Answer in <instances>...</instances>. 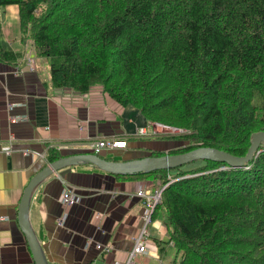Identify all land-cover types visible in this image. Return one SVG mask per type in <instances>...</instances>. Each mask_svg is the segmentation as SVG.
Here are the masks:
<instances>
[{
    "label": "trees",
    "instance_id": "trees-1",
    "mask_svg": "<svg viewBox=\"0 0 264 264\" xmlns=\"http://www.w3.org/2000/svg\"><path fill=\"white\" fill-rule=\"evenodd\" d=\"M7 5L18 7L20 40L48 58L53 87L101 86L146 122L182 129L154 135L170 154L203 146L243 156L264 131V0H0ZM17 59L0 39V62ZM61 156L49 147L46 162ZM113 176L164 187L151 217L162 210L169 239L156 244L175 248L171 264H264V148L244 168L196 160Z\"/></svg>",
    "mask_w": 264,
    "mask_h": 264
},
{
    "label": "crops",
    "instance_id": "crops-1",
    "mask_svg": "<svg viewBox=\"0 0 264 264\" xmlns=\"http://www.w3.org/2000/svg\"><path fill=\"white\" fill-rule=\"evenodd\" d=\"M0 39L3 49L18 57L15 65L0 62V143L14 142L10 155L0 152V264H35L19 225L18 206L30 178L48 163L49 147L62 156L77 154L93 140L117 136L129 139L127 153L137 156L171 145L153 142V128L161 124L146 122L137 109L118 104L101 86L86 93L53 87L48 58L37 56L30 39L20 40L17 5L0 8ZM144 126L149 137L136 135ZM23 149L43 157L24 155ZM67 188L78 197L71 206L61 203ZM158 188L156 181L120 179L84 164L64 167L43 180L32 193L29 219L48 263L125 264L144 230L146 249L134 256V264H164L166 247L172 245L165 244L161 253L156 244L169 239L163 212L145 223L147 206L136 195L140 190L152 195ZM97 243L111 250L104 254Z\"/></svg>",
    "mask_w": 264,
    "mask_h": 264
},
{
    "label": "water",
    "instance_id": "water-1",
    "mask_svg": "<svg viewBox=\"0 0 264 264\" xmlns=\"http://www.w3.org/2000/svg\"><path fill=\"white\" fill-rule=\"evenodd\" d=\"M264 148V131L251 134L250 145L243 156H234L222 150L210 147H196L181 153H165L160 156H143L121 161H111L102 158L101 154L92 153L90 149H84L82 153L64 155L48 162L28 181L23 190L19 206L18 221L28 242L32 258L35 264H49L42 244L40 243L29 219L30 199L34 189L46 178L67 166H80L88 164L110 175H133L136 173H149L160 169H172L196 160H210L222 162L230 168H244ZM107 153V152H106ZM120 154V152H114Z\"/></svg>",
    "mask_w": 264,
    "mask_h": 264
},
{
    "label": "built area",
    "instance_id": "built-area-1",
    "mask_svg": "<svg viewBox=\"0 0 264 264\" xmlns=\"http://www.w3.org/2000/svg\"><path fill=\"white\" fill-rule=\"evenodd\" d=\"M33 63V62H32ZM161 130L160 132L154 131L152 134L156 133H177V132H182V130L177 129V128H171L168 126L160 125ZM168 128V130L166 129ZM136 135L138 136H145L147 135V131L144 127L139 128V130L136 132ZM13 140L12 138L9 139V141L6 142H1L0 143V152L4 153L5 155H10L11 152L14 150L13 148ZM127 139L125 138H119L117 136H109V137H104L100 138L97 140H93L89 143L88 149L92 151V153L95 154H100L105 151H112V152H117L118 151H124L127 148ZM22 153L24 155L31 154L32 156H40L43 157V154L35 151V150H29V149H23ZM164 187H160L154 191L152 195L146 194L144 191L140 190L136 193L137 196L143 198L145 200V204L147 206V211L144 214L143 218L145 220V223H148L151 220V212L154 208V206L160 202L161 198V192ZM78 202V197L76 193L74 192L73 188H67L65 189L62 194H61V203L64 206H71L74 205ZM98 217L102 216L100 214L97 215ZM63 225V222L61 219L57 221V226ZM144 235V230L140 233L139 236H137L134 239L133 246L131 250L128 252V258L125 264H134L133 258L137 254H142L145 252V245L142 243L141 239L143 238ZM96 248L99 249L101 252L108 253L111 250V246L109 245H102L97 243Z\"/></svg>",
    "mask_w": 264,
    "mask_h": 264
},
{
    "label": "rangeland",
    "instance_id": "rangeland-1",
    "mask_svg": "<svg viewBox=\"0 0 264 264\" xmlns=\"http://www.w3.org/2000/svg\"><path fill=\"white\" fill-rule=\"evenodd\" d=\"M259 97L257 96V95H254V98H253V103L254 104H256V105H258L259 104ZM165 126V125H164ZM169 127V126H168ZM154 129V131H157V132H160L159 130H161V128H159V127H154L153 128ZM167 130H168V128H166ZM180 130H182V129H180ZM177 133H179V132H177ZM156 134H172V133H156ZM156 134H152L153 136L154 135H156ZM145 137H149V136H145ZM156 137H153V139H155ZM179 142H181V143H184V140H182V139H177ZM174 148H176V147H174ZM168 150L169 149H167V150H165V152H167L168 153ZM117 152H120L121 154H115L114 152H109V151H105V153L106 152H109L108 153V156H114V155H116V157L117 158H121V159H123V158H125V156H126V154H127V149L126 150H124V151H118V150H116ZM133 157H135V156H132V157H128V158H133ZM167 249H166V254L164 255V258H165V263L164 264H168L167 263V261L169 260V259H174L175 258V248L174 247H172V246H167L166 247ZM133 260H134V258H133Z\"/></svg>",
    "mask_w": 264,
    "mask_h": 264
},
{
    "label": "bare ground",
    "instance_id": "bare-ground-1",
    "mask_svg": "<svg viewBox=\"0 0 264 264\" xmlns=\"http://www.w3.org/2000/svg\"><path fill=\"white\" fill-rule=\"evenodd\" d=\"M110 152V151H109Z\"/></svg>",
    "mask_w": 264,
    "mask_h": 264
}]
</instances>
